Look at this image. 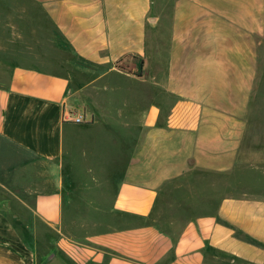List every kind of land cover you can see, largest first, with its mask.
Returning a JSON list of instances; mask_svg holds the SVG:
<instances>
[{
	"label": "crops",
	"instance_id": "1",
	"mask_svg": "<svg viewBox=\"0 0 264 264\" xmlns=\"http://www.w3.org/2000/svg\"><path fill=\"white\" fill-rule=\"evenodd\" d=\"M0 19V205L33 194L0 209V264H264V0H0Z\"/></svg>",
	"mask_w": 264,
	"mask_h": 264
},
{
	"label": "rangeland",
	"instance_id": "2",
	"mask_svg": "<svg viewBox=\"0 0 264 264\" xmlns=\"http://www.w3.org/2000/svg\"><path fill=\"white\" fill-rule=\"evenodd\" d=\"M162 0H154V7H157ZM166 7L165 9H167ZM1 21V19H0ZM249 120H250V135L247 136L246 143H251L252 145L255 144H263L264 145V40L260 44L259 47V65H258V75L256 80V87L254 91V96L252 98V104L250 106L249 112ZM246 173L243 176L246 178L245 180H250L255 177L254 172L252 170L245 171ZM259 177V175H257ZM257 178V177H255ZM245 183L244 180H237L231 182L232 188L237 190L236 192H253L251 187L247 186H238L237 184ZM230 185V187H231ZM3 197L6 201L10 200L9 207L10 212H16L20 214H28V209L25 206L19 204L18 200L24 199L28 203H32V191H4Z\"/></svg>",
	"mask_w": 264,
	"mask_h": 264
},
{
	"label": "built area",
	"instance_id": "3",
	"mask_svg": "<svg viewBox=\"0 0 264 264\" xmlns=\"http://www.w3.org/2000/svg\"><path fill=\"white\" fill-rule=\"evenodd\" d=\"M63 121L73 124H87L89 121L86 118L85 112L80 111H64L62 115Z\"/></svg>",
	"mask_w": 264,
	"mask_h": 264
},
{
	"label": "water",
	"instance_id": "4",
	"mask_svg": "<svg viewBox=\"0 0 264 264\" xmlns=\"http://www.w3.org/2000/svg\"><path fill=\"white\" fill-rule=\"evenodd\" d=\"M0 209H1V210H9L8 203H7V202H3V203L0 205Z\"/></svg>",
	"mask_w": 264,
	"mask_h": 264
}]
</instances>
